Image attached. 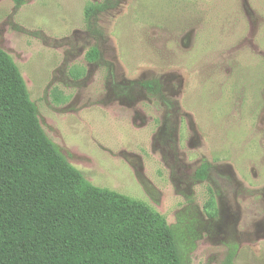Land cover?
<instances>
[{
    "label": "rangeland",
    "instance_id": "rangeland-1",
    "mask_svg": "<svg viewBox=\"0 0 264 264\" xmlns=\"http://www.w3.org/2000/svg\"><path fill=\"white\" fill-rule=\"evenodd\" d=\"M0 48L91 185L164 217L190 264H264V0H0Z\"/></svg>",
    "mask_w": 264,
    "mask_h": 264
},
{
    "label": "trees",
    "instance_id": "trees-1",
    "mask_svg": "<svg viewBox=\"0 0 264 264\" xmlns=\"http://www.w3.org/2000/svg\"><path fill=\"white\" fill-rule=\"evenodd\" d=\"M105 8L86 10L90 30ZM89 57L97 61L98 50ZM207 175L203 166L197 177ZM0 264H190L164 217L94 187L68 163L44 132L19 68L2 48ZM223 264H234L233 255Z\"/></svg>",
    "mask_w": 264,
    "mask_h": 264
}]
</instances>
